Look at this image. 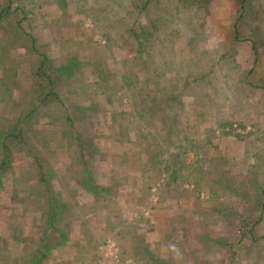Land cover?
<instances>
[{"label": "rangeland", "instance_id": "rangeland-1", "mask_svg": "<svg viewBox=\"0 0 264 264\" xmlns=\"http://www.w3.org/2000/svg\"><path fill=\"white\" fill-rule=\"evenodd\" d=\"M27 1L28 9H38L34 16L28 14L21 25L34 34L47 55L59 63L67 50L77 49L82 61H87L89 56L91 59H107L110 71L116 73L114 81L119 82V76L125 69L122 61L125 57H135L137 52L132 49V39H124L128 25L122 18L111 17V14L105 18L103 11L108 0H63L64 7L59 5L60 0H36L40 3L39 7L34 6L36 2ZM259 1L263 3V9L256 20L262 30H259L261 34L255 32L251 37L258 39L262 36L263 43L258 50L254 71L255 55H252L250 40H245L251 33L242 28L239 37L243 40L231 46L229 33L233 18L238 15L240 0L203 1L202 5H198L200 18L190 21L186 17L189 13L183 11L164 20V24L154 34L152 32L150 50L155 62L150 65L152 70H149L159 72L167 60L169 64L163 65L165 71L161 72L163 78L181 75H178L180 80L177 83L163 79L167 81L168 88L177 92L181 84L188 83L178 98L182 105L179 111L176 109L179 112L180 135L186 134L188 139L199 145L191 147L187 139H182V175L185 178L176 184L179 186L178 192L171 186H162L166 179L164 175L157 181L146 180L145 175H140L138 171H128V167L117 166L118 163H106L105 152L116 154L131 145L120 142L110 144L100 136L98 144L102 152L94 158L97 165L95 179L100 184L111 179L112 182L117 181L119 185L114 189L117 196L109 208L98 201L87 207L85 215H82L77 212V205L83 202L92 205L93 201L89 193L73 189L77 185L72 181V176L77 175L79 167L71 164V152L67 148L55 150L53 146L52 153L43 150L55 175L51 183L53 189L60 192L58 200L71 207L70 213L75 218L74 223L68 225L69 229L66 228L70 243L62 245L63 253L69 258L66 260L64 257L61 262L52 261L51 264H68L69 260L82 264L84 255L88 258L95 255L94 264H264V87L256 86L263 83L259 78L264 76V0H252V8L255 9ZM175 2L163 0L156 10L151 4L152 14L164 13V8L173 7ZM129 5L128 0L123 7L113 3L119 16L125 15L127 18L130 16L125 12L131 9ZM100 10L102 12L98 13ZM247 10L250 11L249 7ZM168 14L165 12V15ZM144 19L141 15L142 23ZM257 21L253 22V26ZM138 29L136 26L135 30ZM1 32L0 54H9L11 43ZM109 32L112 38L107 43L103 34L108 35ZM69 39L74 44L67 48L63 46L60 51L58 41ZM15 50L22 65L18 75L21 85L13 96L17 101H24L20 91L28 90L31 93L32 87L27 80L30 62L24 48L18 45ZM139 57L140 60L145 59L146 52ZM116 61L114 66L112 63ZM139 68V77L143 79L147 72L140 65ZM12 69L7 66L6 72H12ZM133 70L137 71V66ZM244 71H248L247 79ZM80 73L79 81L82 89L88 92L87 99L100 104L95 111L85 113L86 122L91 124L99 119L110 120L109 110L113 108L130 110L129 105L133 101L127 100L126 96L130 97L132 93L124 94L123 105L108 102L107 97L93 86L87 88L88 83L93 81L90 74ZM196 77V80L187 82ZM159 85H152L155 95L157 91L161 92L162 85ZM135 91L138 93V89ZM120 94L123 93L117 92L115 98ZM73 97L74 94H71L70 98ZM87 99L80 101V105L84 103L87 106ZM175 105L176 102L172 108L163 109L161 117L170 120ZM89 113L93 116H89ZM45 119L41 117L38 121L43 124L46 123ZM101 123L98 125L104 128L97 129L96 125L93 130L97 136L102 132L106 135L112 133L111 127ZM155 126H160L159 120ZM131 131L130 134H133V125ZM172 151L176 152L177 148L172 146ZM28 162L30 157L24 152H15L16 173L25 172ZM117 174V177H113ZM4 180L6 187H0V236L4 237L3 245H7L11 256H19L22 260L30 253L32 240H37L43 232V226H38L43 221V208L33 205L32 198H29L26 210L20 212L22 206L9 198L14 184L11 174ZM31 181L30 178L29 183ZM147 184L149 186L146 188ZM138 198L137 204L135 201ZM232 213L234 216L231 218L229 214ZM77 219H84L87 224L79 226ZM8 220L21 225L23 242L9 237L10 229H6L3 223ZM58 225L54 224L53 227L58 229ZM53 227L47 236L54 235L52 233L56 229ZM99 236L105 239L96 249L95 244L101 241L98 240ZM140 244L147 245L149 258L134 255L135 247ZM58 248H54V253L59 252Z\"/></svg>", "mask_w": 264, "mask_h": 264}, {"label": "trees", "instance_id": "trees-1", "mask_svg": "<svg viewBox=\"0 0 264 264\" xmlns=\"http://www.w3.org/2000/svg\"><path fill=\"white\" fill-rule=\"evenodd\" d=\"M0 1V31H2L1 34L6 41L11 43L9 54H0V187H6L4 179L10 173L14 184L10 189L9 198L22 206L20 212L26 210L29 198H32L33 205L41 207L40 209L43 208L41 210L43 221L38 223L39 227L43 226V232L39 234L37 240L35 239L34 242L32 240L31 245L35 247L21 260L19 256H11L7 245H3L2 239L4 240V237L0 236V264H37L50 257L51 252L49 249L51 246L56 247L65 244V240L69 237V235L67 237L66 228L69 229L68 225L73 224L75 221V218L71 215L72 213H70L71 207L68 208L67 205L61 204L58 200L60 196L59 190L53 189L51 179L55 175H53V169L47 159L48 156L45 155L43 150L52 153L51 147L53 146L55 150L67 148L71 152V164L79 167L77 175L72 176V181L77 185L73 189L78 188L82 192L89 193L93 201L92 205L85 202L77 205L79 207L77 212L82 215H85V211L88 210L87 207L93 206L98 201L103 206L108 207L117 196L114 192L115 187L119 185L117 181L112 182L111 179L108 181L109 183L106 181L108 184H100L95 179L94 170H96L97 165L94 158L100 156L102 152L98 144L100 136L107 142L110 141V144L120 142L131 145L130 148L121 149L116 154L105 152L107 156L106 163L111 162L110 165L118 163L117 166L128 167V171H138L140 175H145L146 180L154 179L157 181L164 175L166 179L162 186H171L175 192H178L179 186L176 184H178L179 180L185 178L182 175V139H187L188 145L191 147H199L193 140L188 139L186 134L184 136L180 135L178 111L182 103L178 98L181 95V90L188 83L181 84L182 87L177 92L172 88H168L166 80L177 83L180 79L178 77L179 74L176 75L177 77H169L170 79L163 78L164 75L161 72L165 71L163 65L169 64L167 60L163 62L159 72L152 73L149 70L150 68L152 70L150 65L155 62L151 57L150 42L152 40V32L154 34L155 30H158L164 24V20L177 16L183 11L189 13L186 17L190 21L200 18L201 11L198 5H202L203 1L207 0H174L176 2L173 7L164 8V13L156 16L152 14L153 8L151 10L150 5L152 4L156 7V10L158 4H161L163 0H128L131 9L126 11L125 14L127 13L131 20L125 15L120 17L118 10L113 7V3H116L118 7H123L127 0H108L103 11V13L105 12V18L109 14H111V17L122 18L124 23L128 25L126 29L127 35L124 39H132V43L136 44H131L132 49L137 52L135 57L133 56L131 59L125 57L122 61L125 69L122 70L119 76V82L114 81L116 73L110 71V64L107 59L99 57H92L91 59L89 56L87 61H82L77 49L67 50L61 56L59 63H57L55 59L46 54V51L41 49L34 34L27 32L21 25V21L28 18V14L33 16L36 14L35 10L37 7L28 9L27 0ZM30 2H36L34 6H40V3L36 0H30ZM259 2L260 4H257L255 9H253L252 0H247L249 11L245 8L246 0H240L238 15L233 18L229 33L232 47L235 46L237 41L243 40L239 37L242 28H246L248 33H251L245 40H250L252 55L253 53L255 55L253 57L252 71L256 67L258 50L262 46L261 43H263L261 35L258 39L251 37L255 32L261 34L260 31L262 30L256 20L263 9V3ZM59 5L64 7L63 0L59 1ZM101 12L102 10L98 11V13ZM165 12H169V14L165 15ZM141 15L145 18L144 23L140 20ZM191 16L193 17L191 18ZM256 21L257 23L253 26V22L255 23ZM136 26L139 28L138 31L135 30ZM109 35L111 36L110 32L108 35L103 34L107 43H110V38H112ZM71 42L70 39L64 42L58 41L59 50L61 51L63 46V48H67L66 46L73 45L74 43ZM18 45L24 48V53L29 57L27 61L30 62L27 80H29L32 89L30 90L31 93L28 90L20 91L23 93L24 101H17L13 96L15 90H18L21 85L18 75L22 62L18 61L20 57L15 50ZM6 47L8 48L9 45H6ZM142 52H146V58L140 60L138 58H140L139 55L141 56ZM218 61L219 59L215 62ZM112 64L116 66L117 61ZM208 64L210 63L206 65ZM139 65L144 72H147L146 74L144 73L143 79L139 77L138 71L141 70L140 68L138 69ZM7 66L13 68L12 72H6ZM135 66H137V71L133 70ZM259 69L262 70L260 67ZM248 71H244V77L247 76ZM80 72L90 74L89 77L93 81L88 83L87 88L93 86L97 92L100 91L99 93L107 97L108 102L115 101L117 105H123L121 103L124 94L132 93L130 97L126 96L127 100L133 101L132 105H129L130 110H116L113 108L111 111L109 110L110 120L99 119L91 124L86 122L85 113L92 110L95 111L100 104L93 99H87L88 92L82 89L79 81L82 75ZM198 77L201 78L200 76ZM198 77L189 79L187 82L196 80ZM259 79L263 83L256 86L262 88L264 87V76ZM118 83L120 87L116 85ZM159 84L162 85L160 88L161 92L157 91L155 95L152 85L159 87ZM248 85L251 84L248 83ZM135 89H138V93ZM90 90L89 93L91 94L92 91ZM116 91H120L123 94L115 98V95H117ZM38 94L39 97L37 96ZM71 94H74L73 99L70 98ZM35 98H37V101ZM85 99H87L88 105L85 106L83 105L84 103L80 105V101ZM175 102L173 117H171V121H167V118L161 117L163 109L166 107L172 108V104ZM163 103H165V106L162 105ZM176 109H178L177 112ZM88 115L93 116L92 113ZM41 117L47 118V120L45 119L46 123H39L38 120ZM158 120L160 121V126L156 127L155 123ZM100 123L108 128L111 127L112 133L108 132L110 134L108 135L107 133L106 135L105 132H102L97 136L93 130ZM99 125L96 127L97 129L104 128V126ZM131 125L134 126L133 134H130L132 132ZM176 141L179 143L174 144ZM53 142L55 145H53ZM172 146L177 148L176 152H171ZM16 151H22L30 157L28 169L25 172L16 173L15 171L14 155ZM115 158H120L121 160ZM150 173H153V175ZM118 175H113V177ZM30 178L33 181L29 183ZM148 186L147 184L145 187L147 188ZM139 200L140 198L135 202L138 204ZM16 214L18 215V213ZM13 222L15 221L8 220L6 223L3 222L7 226L6 229H10L9 237L17 239L18 242H23L22 227L20 224H14ZM76 222L83 227L87 224L84 219H77ZM54 224H59L58 229L53 227ZM133 225L135 226L136 224L134 223ZM51 227L56 229L54 231L58 235H46ZM101 238L99 236L98 240L101 241H97L95 244L96 249L105 239ZM136 247L134 255L139 258H149L150 251L147 245L140 244ZM91 257L88 258L84 255L81 263L94 264L95 255H93L92 259ZM75 259L78 262V257ZM87 259L88 261H86Z\"/></svg>", "mask_w": 264, "mask_h": 264}, {"label": "crops", "instance_id": "crops-1", "mask_svg": "<svg viewBox=\"0 0 264 264\" xmlns=\"http://www.w3.org/2000/svg\"><path fill=\"white\" fill-rule=\"evenodd\" d=\"M31 89H32V87H31ZM30 89V90H31ZM230 215V217L232 218V216H234V214L232 213V214H229ZM260 233H262V231L260 232ZM54 235H56L57 234V232H54L53 233ZM263 234H264V232H263ZM54 235H51V236H54ZM58 235V234H57ZM39 237V236H38ZM67 237H68V234H67ZM38 239V238H37ZM70 243V236L68 237V239H66L65 240V243ZM66 245V244H65ZM35 246H33L32 247V249L34 248ZM56 247H59L58 249V251L59 252H56V253H54V248H56ZM51 246V248L49 249L50 250V252H51V254H50V257L49 258H47V259H45V260H42L41 262H39V263H37V264H51V262L52 261H56V262H61V258H66V260H67V258H69V255H67V254H64L63 253V250H64V247L61 245V246ZM63 247V248H62ZM58 260V261H57ZM69 261H71V260H69ZM69 261H67L68 262V264H74V262H69ZM56 264V263H55Z\"/></svg>", "mask_w": 264, "mask_h": 264}]
</instances>
